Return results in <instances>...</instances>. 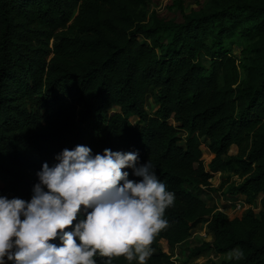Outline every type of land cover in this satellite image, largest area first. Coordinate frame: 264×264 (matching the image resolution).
Segmentation results:
<instances>
[{
	"label": "trees",
	"instance_id": "16d2710c",
	"mask_svg": "<svg viewBox=\"0 0 264 264\" xmlns=\"http://www.w3.org/2000/svg\"><path fill=\"white\" fill-rule=\"evenodd\" d=\"M151 3L0 0V195L29 199L42 162L64 148L138 150L175 195L146 264H174L160 243L172 248L198 224L212 240L186 259L233 251L207 264H264V0H204L189 12L174 0L172 18ZM217 171L238 181L213 188ZM225 186L228 198H259V216L229 218L196 192Z\"/></svg>",
	"mask_w": 264,
	"mask_h": 264
},
{
	"label": "clouds",
	"instance_id": "9594fccd",
	"mask_svg": "<svg viewBox=\"0 0 264 264\" xmlns=\"http://www.w3.org/2000/svg\"><path fill=\"white\" fill-rule=\"evenodd\" d=\"M139 161L138 150L77 144L42 162L29 199L0 195V264H146L175 195Z\"/></svg>",
	"mask_w": 264,
	"mask_h": 264
},
{
	"label": "rangeland",
	"instance_id": "374dc122",
	"mask_svg": "<svg viewBox=\"0 0 264 264\" xmlns=\"http://www.w3.org/2000/svg\"><path fill=\"white\" fill-rule=\"evenodd\" d=\"M184 2V9L186 12H189L192 9H198L202 5L204 0H182ZM174 2V0H152L150 5V10H153L159 16L164 18H172L175 16L174 7L173 9H169V6ZM231 50L235 55H239L241 50V46L237 41L232 43ZM145 106L148 111H152L154 109V105L152 104L151 98L146 97ZM116 109V108H114ZM113 109V110H114ZM133 119V117H131ZM179 134L182 138L185 135V131H179ZM202 160L206 167V164L213 157L212 154L207 150L205 145H202ZM229 153H236V148L232 146L229 150ZM228 180L229 182L238 181L237 177L231 173L225 171H217L214 172L213 176L209 179L211 183V187L217 188L222 181ZM225 187L218 190L216 193H211L209 191H205L202 188H197L196 192L202 197L206 199L208 205L212 206L213 204L217 207L218 210L223 211L227 214L229 218L241 217L244 212L251 208L254 210L257 216H259V212L261 210V205L259 202V198L253 201L251 204H247L245 200L239 199L238 197L228 198L225 193ZM243 198L242 196H240ZM239 204V207L237 206ZM200 240L210 241L212 240L211 235L207 232L205 224H198L195 228L191 230L189 237L177 244L172 246V248H168L166 244L161 242V247L166 252H171V259L175 262L174 264H207L209 261L221 262L225 259H228L233 251L226 254H217L214 251L207 250L197 257L186 259L187 248H192L201 243Z\"/></svg>",
	"mask_w": 264,
	"mask_h": 264
},
{
	"label": "crops",
	"instance_id": "0c3cea01",
	"mask_svg": "<svg viewBox=\"0 0 264 264\" xmlns=\"http://www.w3.org/2000/svg\"><path fill=\"white\" fill-rule=\"evenodd\" d=\"M237 197H238L239 199H242V200L244 199V198H241L240 196H237Z\"/></svg>",
	"mask_w": 264,
	"mask_h": 264
},
{
	"label": "built area",
	"instance_id": "2783aa9c",
	"mask_svg": "<svg viewBox=\"0 0 264 264\" xmlns=\"http://www.w3.org/2000/svg\"><path fill=\"white\" fill-rule=\"evenodd\" d=\"M237 206L239 207V204Z\"/></svg>",
	"mask_w": 264,
	"mask_h": 264
}]
</instances>
